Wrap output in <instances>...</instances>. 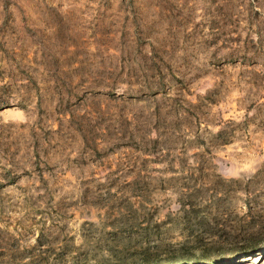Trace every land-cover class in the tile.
<instances>
[{"label":"rangeland","instance_id":"1","mask_svg":"<svg viewBox=\"0 0 264 264\" xmlns=\"http://www.w3.org/2000/svg\"><path fill=\"white\" fill-rule=\"evenodd\" d=\"M264 0H0V264H264Z\"/></svg>","mask_w":264,"mask_h":264},{"label":"trees","instance_id":"2","mask_svg":"<svg viewBox=\"0 0 264 264\" xmlns=\"http://www.w3.org/2000/svg\"><path fill=\"white\" fill-rule=\"evenodd\" d=\"M264 248V246H261V247H259V246H256V247H252L250 250L252 251V252H254V251H259V250H261V249H263ZM153 264H158V263H153Z\"/></svg>","mask_w":264,"mask_h":264}]
</instances>
